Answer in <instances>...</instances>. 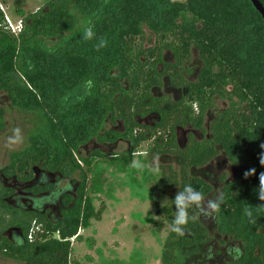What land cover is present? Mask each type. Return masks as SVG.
I'll list each match as a JSON object with an SVG mask.
<instances>
[{"label":"trees","instance_id":"obj_1","mask_svg":"<svg viewBox=\"0 0 264 264\" xmlns=\"http://www.w3.org/2000/svg\"><path fill=\"white\" fill-rule=\"evenodd\" d=\"M259 1L264 6V0ZM46 7L30 14L18 35L0 27V91L15 107L40 111L48 129L33 135L30 146L15 154L7 169L31 175L33 166L47 161L52 170L69 175L80 171L83 181L70 215L56 224L41 221L32 240L29 221L24 243H3L4 254L25 264H75L72 239L80 229L90 227L92 219H99L87 193L86 165L80 163L77 150L110 115L121 119L125 130L108 133L103 140L122 137L130 141L132 152L151 142L157 154L178 159L179 171L158 182L163 187L182 191L190 185L203 201L214 187L191 176L192 170L207 166L220 154L239 166L237 177L221 179L217 233L242 243L241 249H232L236 264H264V200L258 191V176L264 172L259 163L264 151L260 147L264 144V21L252 3L48 0ZM74 11L85 17L83 29L91 26L93 38L83 39L82 29L55 48L44 47L39 38L75 30ZM144 25L156 37L149 47L140 42ZM100 40L103 47L98 46ZM193 49L201 67L196 80H188L184 71ZM166 85L178 95L167 93ZM216 97L228 105L217 108ZM186 128L200 131L203 138L189 134L180 145L178 130ZM248 169L255 172L245 176ZM153 204L164 219L167 210ZM198 209L197 204L186 205L191 219L180 226L181 232L171 230L162 264H171L170 257L175 259L181 248L210 242ZM170 223L173 226V220Z\"/></svg>","mask_w":264,"mask_h":264},{"label":"rangeland","instance_id":"obj_2","mask_svg":"<svg viewBox=\"0 0 264 264\" xmlns=\"http://www.w3.org/2000/svg\"><path fill=\"white\" fill-rule=\"evenodd\" d=\"M47 2L48 0H0L13 21L23 19L26 22L30 14L38 10L46 11ZM74 13L78 17L75 30L61 33L57 37L39 38L44 47L55 48L62 39L83 29L85 17L78 11ZM143 31L144 36L140 42L144 47L152 46L156 37L146 25L143 26ZM200 67L199 54L193 49L191 59L185 67V77L196 80ZM165 91L178 95L168 85L165 86ZM215 102L217 108L228 105L217 97ZM0 110L3 112L0 117L2 168L10 163L15 154L30 146L33 135L45 134L48 129L40 111L13 106L5 91H0ZM210 116L207 117V122ZM150 121H153L152 118ZM124 130L123 121L109 115L95 131L93 138L80 145L77 150L80 163L86 165L89 175L87 193L99 219H92L90 227L80 229L77 237L72 239L75 264H162L165 242L172 230L170 221L177 211L173 198L180 190L178 187H163L158 182L168 177L171 171H179L178 159L170 154H157L151 142L143 143L132 152L130 141L124 138L115 141L102 139L108 133L120 134ZM189 134L199 140L203 138L200 131L179 129L178 136L182 146ZM96 153L102 154V157L95 155ZM134 161L141 166H134ZM239 174L240 167L231 165L224 155L207 166L190 172L191 176L203 178L214 187L211 197L200 201L198 205L201 220L209 229L211 240L199 247L181 248L175 259L170 257L171 264H236V253L232 249H241L242 243L234 241L232 237L218 235V210L205 209L204 206L208 200L217 201L224 183L222 176L231 180ZM73 177L77 181L82 179L80 172H76ZM154 202L167 210L168 214L164 219L155 213ZM73 208L63 209V212L60 208L58 218L65 213L66 216L70 215ZM0 264L25 263L0 254Z\"/></svg>","mask_w":264,"mask_h":264},{"label":"flooded vegetation","instance_id":"obj_3","mask_svg":"<svg viewBox=\"0 0 264 264\" xmlns=\"http://www.w3.org/2000/svg\"><path fill=\"white\" fill-rule=\"evenodd\" d=\"M178 142L181 145L179 136ZM11 163L12 159L8 165L0 168V254L4 256L1 245L5 242L10 245L24 243L25 227L29 221L31 228H40L41 221L56 224L63 220L67 213L58 218L59 209L63 212V209L68 210L71 206L75 208L83 181L73 177L80 171L69 175L61 170H52L46 165L47 161L33 166L31 175L26 172L23 175L11 173L7 169Z\"/></svg>","mask_w":264,"mask_h":264},{"label":"clouds","instance_id":"obj_4","mask_svg":"<svg viewBox=\"0 0 264 264\" xmlns=\"http://www.w3.org/2000/svg\"><path fill=\"white\" fill-rule=\"evenodd\" d=\"M94 36V32L91 26L85 27L82 32V38L85 40L92 39ZM104 41H99V47L104 46ZM261 149H264V144L260 145ZM259 163L264 166V151L259 153ZM133 165L136 167H140L137 162H133ZM155 171V169H153ZM255 172V169H248L245 172V176ZM259 179V199L264 200V172H261L258 176ZM201 201V193L197 190H194L190 185L185 184L182 191H179L173 198V204L177 209L176 214L173 218V226L172 230L174 232H181L182 228L180 226L185 225L191 217L188 215L186 211V205L188 203H194L199 205ZM205 209H216L218 207V202L215 200H208Z\"/></svg>","mask_w":264,"mask_h":264},{"label":"built area","instance_id":"obj_5","mask_svg":"<svg viewBox=\"0 0 264 264\" xmlns=\"http://www.w3.org/2000/svg\"><path fill=\"white\" fill-rule=\"evenodd\" d=\"M0 13L3 16V22L0 25L4 30L9 31L14 35L21 33L25 26V21L23 19L13 21L6 12V7L0 3ZM39 230V227L33 226L28 234L29 240H32L33 235Z\"/></svg>","mask_w":264,"mask_h":264},{"label":"water","instance_id":"obj_6","mask_svg":"<svg viewBox=\"0 0 264 264\" xmlns=\"http://www.w3.org/2000/svg\"><path fill=\"white\" fill-rule=\"evenodd\" d=\"M249 1L252 3L253 7L261 15L264 21V6L261 4L259 0H249Z\"/></svg>","mask_w":264,"mask_h":264}]
</instances>
